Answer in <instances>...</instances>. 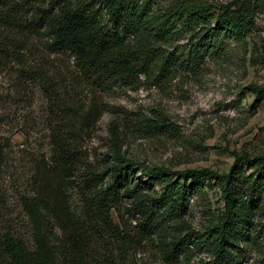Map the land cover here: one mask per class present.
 Masks as SVG:
<instances>
[{"label":"trees","instance_id":"16d2710c","mask_svg":"<svg viewBox=\"0 0 264 264\" xmlns=\"http://www.w3.org/2000/svg\"><path fill=\"white\" fill-rule=\"evenodd\" d=\"M261 7L264 0H231L219 6L206 0H172L164 6L158 0H0V71L14 64L28 67L35 61L32 41L37 40L41 51L66 55L74 71L65 72L67 77L58 81L46 66L39 69V84L49 93L55 79L59 88L71 80L104 90L135 84L140 76L151 77L155 69L156 76L164 78L180 68L195 74L206 55L219 50L224 40L245 42ZM181 34L193 37L195 43L176 53L160 49ZM248 88L258 99L264 98V87L250 84ZM54 97L58 100V95ZM60 110L63 127L51 133V154L36 161L31 193L20 198L33 246L29 249L21 239L3 234L0 264H99L102 244L110 243L111 253L120 252L136 238L112 217L122 199H129V209L138 215V234L144 239L184 215L186 192L208 179L219 184L224 210L206 231L212 254L206 264H239L248 245L258 244L255 213L264 211L263 155L237 153L234 167L226 173L208 168L177 171L180 178L193 182L185 185L167 178L170 171L126 159L115 149L108 180L91 169L81 174L83 216L73 213L69 183L84 163L76 133L95 122L98 113L92 106ZM139 122L150 129L161 126L151 118ZM3 162L0 146V169ZM238 163L256 165V172L244 175ZM133 169L142 174L135 182ZM152 185L159 186L160 193L144 195L143 190ZM189 237L187 243L183 237L163 243L165 258L176 261L183 246L189 248L196 239Z\"/></svg>","mask_w":264,"mask_h":264},{"label":"rangeland","instance_id":"374dc122","mask_svg":"<svg viewBox=\"0 0 264 264\" xmlns=\"http://www.w3.org/2000/svg\"><path fill=\"white\" fill-rule=\"evenodd\" d=\"M171 1L158 0L159 6ZM206 1L219 6L231 0ZM195 41L181 34L161 44L160 49L176 53ZM32 44L36 56L28 67L14 64L0 71V146L4 157L0 169V237L11 234L27 248L33 246L20 198L31 193L36 161L51 154V133L63 127L60 107L72 111L92 106L98 113L96 121L81 132L77 122L74 126L84 163L69 183L68 196L70 209L79 217L83 216L81 174L91 169L109 179L115 149L126 159L170 171L167 178L185 185L193 182L180 178L177 171L208 168L226 173L234 167L237 153L252 158L264 156V98L258 99L248 88L250 84L264 87V7L257 10L245 42L224 40L219 50L206 55L195 74L180 68L164 78L156 76L155 69L151 77L140 76L135 84L104 90L76 85L71 80L59 88L57 79H65V72H74L68 57L41 51L37 40ZM43 66L57 78L52 93L39 84L36 74ZM146 118L155 119L161 126L143 127L139 120ZM238 167L244 175L257 169L256 165L239 163ZM141 175L133 169L134 182ZM146 188L144 195L161 191L157 185ZM188 191L182 200L184 215L144 239L138 234V215L129 209V199H122L111 212L112 217L136 238L120 252L111 253L110 243L102 244L98 263H209L212 254L205 237L208 227L218 222L224 210L220 186L208 179ZM255 221L258 244L248 245L239 264H264V211L255 213ZM187 235L196 236L193 244L189 248L185 244L176 261L165 258L163 243L172 237H183L187 243Z\"/></svg>","mask_w":264,"mask_h":264}]
</instances>
